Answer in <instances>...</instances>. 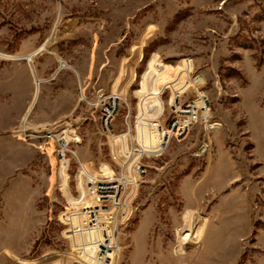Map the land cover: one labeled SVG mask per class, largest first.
Returning <instances> with one entry per match:
<instances>
[{
  "label": "rangeland",
  "instance_id": "1",
  "mask_svg": "<svg viewBox=\"0 0 264 264\" xmlns=\"http://www.w3.org/2000/svg\"><path fill=\"white\" fill-rule=\"evenodd\" d=\"M82 165L106 264H264V0H0V264H100Z\"/></svg>",
  "mask_w": 264,
  "mask_h": 264
},
{
  "label": "built area",
  "instance_id": "2",
  "mask_svg": "<svg viewBox=\"0 0 264 264\" xmlns=\"http://www.w3.org/2000/svg\"><path fill=\"white\" fill-rule=\"evenodd\" d=\"M118 112V97L115 96L111 98V102H109L107 105L103 107L102 110V117L105 120V122H109L111 119L115 117V115ZM62 145H61V153L60 157L63 160L67 159V153L71 152L68 148V141L61 139ZM82 173H84L87 176L88 184H90V189L95 194V197H97L101 202L102 208L99 207L90 208L89 214L91 217V222L93 227L95 229L98 227L100 231V235L102 236V240H98L97 242V256L96 260L100 264H106L108 263L109 257L112 253H117L121 245L118 241L117 235L115 234V231L112 233L110 230L109 225H106L105 218H102L99 216L100 211H106L109 212L111 215L115 213L111 218L115 220V230H117V224H118V218L116 219L115 216L119 215L120 213V206L122 203V197H123V191L124 189L128 188L129 185L132 187L134 184V179L136 176L132 175L130 177L129 175H126L123 173L120 177L115 178V172H113L111 175H108L106 179H100L97 176L90 175L87 173V171L84 169L82 165ZM131 170L135 171L136 173H142L145 172V169L142 165H132ZM132 173V172H131ZM137 179V178H136ZM104 209V210H103ZM108 219V218H107ZM101 221V222H100ZM97 228V229H98ZM98 238V237H97ZM80 264H90L88 260H79Z\"/></svg>",
  "mask_w": 264,
  "mask_h": 264
},
{
  "label": "bare ground",
  "instance_id": "3",
  "mask_svg": "<svg viewBox=\"0 0 264 264\" xmlns=\"http://www.w3.org/2000/svg\"><path fill=\"white\" fill-rule=\"evenodd\" d=\"M45 43H46V42H45ZM43 46H44V44H43L42 46H40V48H39V49H41ZM37 51H38V50H37ZM35 53H36V51H35V52H32V53H30L28 56H29V57H31V56H33Z\"/></svg>",
  "mask_w": 264,
  "mask_h": 264
}]
</instances>
